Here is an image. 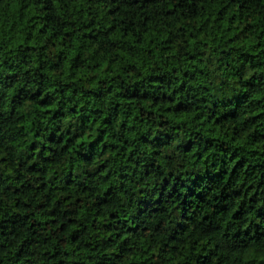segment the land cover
Segmentation results:
<instances>
[{"label": "trees", "instance_id": "16d2710c", "mask_svg": "<svg viewBox=\"0 0 264 264\" xmlns=\"http://www.w3.org/2000/svg\"><path fill=\"white\" fill-rule=\"evenodd\" d=\"M0 264H264V0H0Z\"/></svg>", "mask_w": 264, "mask_h": 264}]
</instances>
